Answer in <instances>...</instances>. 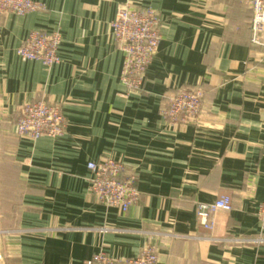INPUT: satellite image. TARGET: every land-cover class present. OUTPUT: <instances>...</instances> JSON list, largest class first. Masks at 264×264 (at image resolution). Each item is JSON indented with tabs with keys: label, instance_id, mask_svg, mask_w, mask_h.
<instances>
[{
	"label": "crops",
	"instance_id": "0c3cea01",
	"mask_svg": "<svg viewBox=\"0 0 264 264\" xmlns=\"http://www.w3.org/2000/svg\"><path fill=\"white\" fill-rule=\"evenodd\" d=\"M0 15V264H79L96 253L157 264H264L255 212L264 200V50L242 0H34ZM122 3L151 7L160 41L140 90L120 81L111 22ZM32 30L61 35L60 61L23 60ZM199 86L196 122L162 115L167 97ZM44 100L65 117L58 137H19V109ZM121 162L138 201L126 211L89 188L86 164ZM226 196L203 227L197 203ZM261 237V240L258 238Z\"/></svg>",
	"mask_w": 264,
	"mask_h": 264
},
{
	"label": "built area",
	"instance_id": "2783aa9c",
	"mask_svg": "<svg viewBox=\"0 0 264 264\" xmlns=\"http://www.w3.org/2000/svg\"><path fill=\"white\" fill-rule=\"evenodd\" d=\"M251 11L249 21L250 41L264 50V0H242ZM43 4L34 0H0V15L12 12L26 14L38 11ZM159 18L148 6L120 4L111 22L113 39L123 54L120 81L127 93L138 91L143 85L145 72L152 61L159 41ZM61 35L57 30L45 32L30 31L17 48V54L23 60H38L50 67L59 63L58 47ZM203 91L199 86L182 87L167 97L162 115L174 124L196 122L202 108ZM65 117L59 107L37 100L23 105L14 122L15 134L19 137L38 138L58 137L62 134ZM91 173L89 188L96 200L104 205L126 211L138 201L139 193L135 186V175L125 174L124 165L112 158L89 161L86 164ZM217 209L229 211L231 201L222 196L213 202L197 203L196 214L203 227H211V212ZM260 233H264V200L255 212ZM261 240V237L258 238ZM155 250L146 245L132 258H114L104 253H96L90 259L79 264H157Z\"/></svg>",
	"mask_w": 264,
	"mask_h": 264
}]
</instances>
